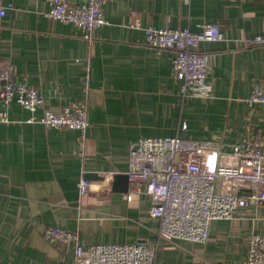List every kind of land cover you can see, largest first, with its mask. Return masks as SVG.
<instances>
[{
	"label": "crops",
	"instance_id": "0c3cea01",
	"mask_svg": "<svg viewBox=\"0 0 264 264\" xmlns=\"http://www.w3.org/2000/svg\"><path fill=\"white\" fill-rule=\"evenodd\" d=\"M0 7V64L38 88L48 110L86 105L89 122L84 134L29 123L31 114L12 104L13 123L0 124V264H75L72 250L44 238L50 226L78 234L84 246L157 244L155 264H245L250 236L264 233V205L213 221L204 244L169 243L158 236L151 197L128 201L129 190L110 178L128 174L133 144L143 138L214 141L226 153L246 137L264 138V107L247 103L254 86L264 87V47L242 43L264 33V0H107L109 24L93 44L74 25L48 18V0H0ZM136 19L141 28H130ZM208 23L226 37L199 47L212 96L184 97L175 52L147 46L145 29L199 33ZM82 179L91 183L85 195Z\"/></svg>",
	"mask_w": 264,
	"mask_h": 264
},
{
	"label": "built area",
	"instance_id": "2783aa9c",
	"mask_svg": "<svg viewBox=\"0 0 264 264\" xmlns=\"http://www.w3.org/2000/svg\"><path fill=\"white\" fill-rule=\"evenodd\" d=\"M48 3V18L74 25L91 44L95 32L109 24L104 15L107 0ZM5 15L6 8L0 7V17ZM129 27L139 29L141 24L136 19ZM145 33L150 48L175 52L173 67L184 97L212 96L209 64L199 47L203 42L226 41L219 24H205L199 33L154 27L146 28ZM242 43L246 48L264 47V33L244 38ZM247 103L250 107H264V87L254 86ZM12 104L31 114L29 123L79 130L82 134L89 126L86 105L48 110L47 100L38 88L18 81L12 64H0V124L13 123ZM40 110L43 114L38 116ZM128 176L130 189L126 198L132 201L140 194L151 197L150 215L160 220V240L204 244L213 221L232 220L240 208L253 203L264 205V138L246 137L230 153L221 151L220 144L214 141L143 138L131 149ZM90 186L88 180L82 179L81 195ZM44 238L51 245L72 250L75 264H155L158 247L149 242L84 246L78 234L57 226L48 227ZM245 264H264V233L250 236Z\"/></svg>",
	"mask_w": 264,
	"mask_h": 264
},
{
	"label": "water",
	"instance_id": "95a60500",
	"mask_svg": "<svg viewBox=\"0 0 264 264\" xmlns=\"http://www.w3.org/2000/svg\"><path fill=\"white\" fill-rule=\"evenodd\" d=\"M86 179L89 180H105L104 177H99L97 176V174H87ZM110 182L111 184L114 186L116 185L118 182H120L122 185L120 188L121 191H128L129 190V176L128 174H115L114 176H112L110 178Z\"/></svg>",
	"mask_w": 264,
	"mask_h": 264
}]
</instances>
